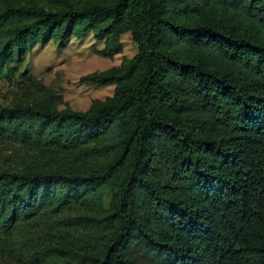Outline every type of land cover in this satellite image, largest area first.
Wrapping results in <instances>:
<instances>
[{
	"label": "trees",
	"instance_id": "16d2710c",
	"mask_svg": "<svg viewBox=\"0 0 264 264\" xmlns=\"http://www.w3.org/2000/svg\"><path fill=\"white\" fill-rule=\"evenodd\" d=\"M89 29L103 57L127 32L137 52L86 77L114 86L86 110L29 78L0 108V142L30 152L0 170V250L29 264H264V0H0V75L15 49ZM42 222L56 232L17 247Z\"/></svg>",
	"mask_w": 264,
	"mask_h": 264
},
{
	"label": "rangeland",
	"instance_id": "374dc122",
	"mask_svg": "<svg viewBox=\"0 0 264 264\" xmlns=\"http://www.w3.org/2000/svg\"><path fill=\"white\" fill-rule=\"evenodd\" d=\"M122 50L112 58L103 57L100 51L103 42L94 38L92 31L81 30L67 40L50 39L46 43H37L23 56L14 50L11 66L14 68L10 79L0 75V108L9 106L21 99L19 87L27 84V78L33 82L42 83L58 99L59 108L69 107L73 110H86L92 101L104 100L113 94V85H99L86 80L93 72L109 68H118L124 59L133 57L137 52V43L129 32L121 37ZM30 152L17 142H0V170L14 171L28 161ZM113 195L110 190L104 191L103 207H112ZM83 214V215H82ZM67 213L64 218L75 226L91 227L93 217L89 214ZM54 221L51 222V224ZM66 223V222H65ZM33 228L22 226L17 234L23 249L41 240L45 231L56 232L57 224L50 229L48 224L38 223ZM59 225V224H58ZM63 225V223H61ZM77 258H65L57 264H79ZM0 264H29L13 260L0 250ZM51 264V263H46Z\"/></svg>",
	"mask_w": 264,
	"mask_h": 264
}]
</instances>
